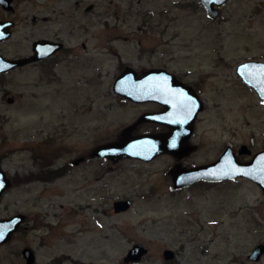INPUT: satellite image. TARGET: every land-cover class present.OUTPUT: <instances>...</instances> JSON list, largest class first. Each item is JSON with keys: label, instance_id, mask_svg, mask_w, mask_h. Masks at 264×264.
Segmentation results:
<instances>
[{"label": "rangeland", "instance_id": "rangeland-1", "mask_svg": "<svg viewBox=\"0 0 264 264\" xmlns=\"http://www.w3.org/2000/svg\"><path fill=\"white\" fill-rule=\"evenodd\" d=\"M0 16L15 20L0 44L7 55L29 52L39 37L66 46L45 68L0 74V167L11 179L0 216L24 215L0 244V264H25V246L35 264H264V254L247 257L264 243L258 184L237 177L175 188L170 174L176 161L209 162L228 144L240 160L264 148V100L236 72L264 60V0H226L216 17L201 0H14ZM126 67L200 80L193 151L179 160L90 156L149 108L113 90ZM141 125L132 133L149 128ZM242 144L248 153H238ZM123 198L129 207L114 210ZM135 243L146 252L125 261Z\"/></svg>", "mask_w": 264, "mask_h": 264}, {"label": "water", "instance_id": "water-1", "mask_svg": "<svg viewBox=\"0 0 264 264\" xmlns=\"http://www.w3.org/2000/svg\"><path fill=\"white\" fill-rule=\"evenodd\" d=\"M226 0H201L208 14L216 17L218 6ZM4 7H11L10 0H0ZM11 20L0 21V40L11 35ZM35 54L23 58H5L0 55V71L21 65L29 60L47 56L60 48V43L41 38L34 43ZM236 72L241 79L250 85L264 100V60L247 59L237 64ZM113 90L131 101L141 102L155 100L166 107L161 111L143 112L132 123L124 126L116 140L95 145L91 157L106 156L112 160L124 157L150 160L159 153L167 152L176 157H182L193 151L195 146L188 139L193 130L196 114L203 109V102L190 86L179 81L166 68H147L142 74H137L133 67L124 68L113 81ZM142 121H158L165 123L169 130L163 132L132 133ZM249 148L242 144L238 153H248ZM81 158L73 160L77 163ZM172 185L175 188L186 186L197 179L213 181L227 180L231 177L245 176L256 182L264 191V148L256 151L249 160H240L233 147L226 145L219 156L209 162L193 166L172 167L170 169ZM11 185V179L0 167V195ZM128 199H116L114 210L128 208ZM23 214L18 212L9 217H0V244L7 242L23 220ZM146 248L135 243L123 257L125 261L138 260ZM264 252V243L260 242L248 253V258L258 260ZM21 253L25 264H35V254L32 248L25 246ZM170 249L164 250L166 258L172 257ZM177 264V263H172Z\"/></svg>", "mask_w": 264, "mask_h": 264}, {"label": "flooded vegetation", "instance_id": "flooded-vegetation-1", "mask_svg": "<svg viewBox=\"0 0 264 264\" xmlns=\"http://www.w3.org/2000/svg\"><path fill=\"white\" fill-rule=\"evenodd\" d=\"M13 2H14V0H10L11 7H9V8L4 7L2 4H0V8H1L2 10H4V11L9 10V11L12 12V9H13ZM32 17H33L32 20L34 21L35 17H34V16H32ZM5 20H11V21H12V24H11V26H10V31L12 32L13 26H14V24H15V20H14L12 17H9V16H0V21H5ZM10 36H11V35H10ZM10 36H9V37H10ZM9 37H8V38H9ZM8 38L0 40V44L3 43V42H4L5 40H7ZM41 38H46V39H49V40H56V41L58 40V42L60 43V48H59L58 50H56L55 52H53V53L47 55V56L40 57V58H36V59H33V60H29V61H27L26 63H23V64H21V65H15V66L11 67L10 69H4V70H1V71H0V74L11 73V72L17 70V68L23 67V66H25V65L37 64V63H43V64H44V68H45V67H47V64H45L44 62L48 63L50 60H54L53 58L56 57L57 55H59V54H60V53L66 48L64 42L61 41V40H59V39H50V38H48V37H39V38H35V39H33V40L31 41V43H30V51L27 52V53H25V54L7 55V54L3 53L2 51H0V55H2V56L5 57V58H12V59L33 56V55L35 54L34 43H35L36 40H39V39H41ZM145 70H146V69H142V70H140V71H136V73H137V74H142ZM168 70H169V69H168ZM169 71L172 72V73L175 75V77H176L179 81H182L185 85L190 86V88H191L194 92H196V93L198 94V96L200 97V90H201V88H200V86H199V84H198L200 80H193V81H191V80L187 79L183 74H178V73H176V72H174V71H171V70H169ZM124 98H126V97H124ZM126 99L129 100V101H131V100L128 99V98H126ZM200 99H201V97H200ZM201 100H202V99H201ZM132 102H134V101H132ZM202 102H203V101H202ZM135 103H141V104H148V105H149V108L145 109V110L142 111L140 114H142L143 112H148V111H161V110L165 109V107H166L163 103L158 102V101H155V100L141 101V102H135ZM203 108H204V103H203ZM202 110H203V109H202ZM200 111H201V110H200ZM200 111H199V112H200ZM199 112L196 114V117H195V120H194V123H193V130H192V133H193V131H194L195 121H196V119H197V117H198ZM140 114L138 115V117L140 116ZM138 117H137V118H138ZM137 118H136V119H137ZM141 124H142V125H146V126L149 127V128H148V129H145L144 131H140V132H163V131H167V130H169V127H168L165 123H163V122H158V121H142V122H140L138 125H141ZM138 125H137V126H138ZM142 125H141V126H142ZM141 126H140V128H141ZM141 130H142V129H141ZM192 133H191V135H192ZM191 135H190V137H191ZM190 137H189V139H190ZM189 139H188V141H189ZM190 143H191V142H190ZM254 153H255V152H254ZM254 153H253V154H254ZM171 155H172V154H171ZM172 156H173L174 158H176L177 160H179V159L181 158V157H176V156H174V155H172ZM183 156H184V155H183ZM195 165H196V164H195ZM176 166H178V167H182V166H184V165H182L180 161H179V162L176 161L172 167H176ZM190 166H191V165H190ZM192 166H193V165H192ZM184 167H185V166H184ZM237 177L250 179V178H247V177H245V176H236V177H231V178H229V179H227V180H219L218 182H225V181H228V180H230V179L237 178ZM200 180H207V179H198V180H195L194 182H192V183H190V184H188V185H186V186L180 187V188H185V187H187V186H191V185L197 183V182L200 181ZM250 180H251V179H250ZM207 181H209V180H207ZM252 181H253V180H252ZM253 182H254V181H253ZM255 183H256V182H255ZM256 184H257V183H256ZM258 186H259V185H258ZM10 188H11V185L8 186V187L3 191V193L0 195V202H1V199H2L3 195L6 194V193L8 192V190H10ZM16 213H17V212H15V213H13V214H11V215H14V214H16ZM11 215H9V216H11ZM9 216L4 215V216H0V217H9ZM23 222H24V216H23V220H22V222L20 223L18 229H20V227L23 225ZM14 232H15V231H14ZM12 235H13V234H12ZM262 254H264V252H263ZM262 254H261V256H262ZM261 256H260V257H261ZM247 257H248V254H247ZM249 259H250V258H249ZM77 263H78V262H74V264H77Z\"/></svg>", "mask_w": 264, "mask_h": 264}, {"label": "bare ground", "instance_id": "bare-ground-1", "mask_svg": "<svg viewBox=\"0 0 264 264\" xmlns=\"http://www.w3.org/2000/svg\"><path fill=\"white\" fill-rule=\"evenodd\" d=\"M81 231L79 232L80 234H82V233H85V232H87L88 230H86L85 228H82V229H80Z\"/></svg>", "mask_w": 264, "mask_h": 264}, {"label": "snow or ice", "instance_id": "snow-or-ice-1", "mask_svg": "<svg viewBox=\"0 0 264 264\" xmlns=\"http://www.w3.org/2000/svg\"><path fill=\"white\" fill-rule=\"evenodd\" d=\"M0 238H2V236H0Z\"/></svg>", "mask_w": 264, "mask_h": 264}, {"label": "trees", "instance_id": "trees-1", "mask_svg": "<svg viewBox=\"0 0 264 264\" xmlns=\"http://www.w3.org/2000/svg\"><path fill=\"white\" fill-rule=\"evenodd\" d=\"M56 172H58V171H56ZM55 174V173H54Z\"/></svg>", "mask_w": 264, "mask_h": 264}]
</instances>
